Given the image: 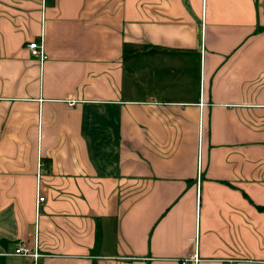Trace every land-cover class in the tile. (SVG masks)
Segmentation results:
<instances>
[{
    "label": "crops",
    "instance_id": "1",
    "mask_svg": "<svg viewBox=\"0 0 264 264\" xmlns=\"http://www.w3.org/2000/svg\"><path fill=\"white\" fill-rule=\"evenodd\" d=\"M19 241L264 264V0H0V264Z\"/></svg>",
    "mask_w": 264,
    "mask_h": 264
},
{
    "label": "built area",
    "instance_id": "2",
    "mask_svg": "<svg viewBox=\"0 0 264 264\" xmlns=\"http://www.w3.org/2000/svg\"><path fill=\"white\" fill-rule=\"evenodd\" d=\"M44 1L45 0H43V3H44ZM27 46L29 48V52L31 55L38 57L40 60H44L46 58L47 54L45 52L44 44H43V41L41 38L29 41ZM74 102L75 101L73 99L69 100L70 104H73ZM198 179H200V175L197 178V185H198ZM43 199H44V196L41 195L40 193H38L37 194V203H39ZM12 253L17 254V255H21V256L32 257L34 264H38L36 262L37 258L42 255V253H40L36 249L35 244H34V246L31 247L25 241H19L17 243V245L15 246L14 250L12 251ZM197 260H198L197 253L194 252L190 256L183 258L181 263L182 264H195L197 262Z\"/></svg>",
    "mask_w": 264,
    "mask_h": 264
}]
</instances>
